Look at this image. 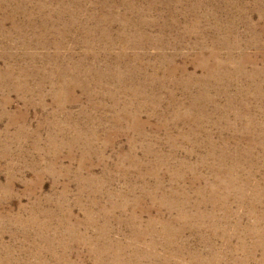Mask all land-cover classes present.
<instances>
[{
	"label": "rangeland",
	"instance_id": "obj_1",
	"mask_svg": "<svg viewBox=\"0 0 264 264\" xmlns=\"http://www.w3.org/2000/svg\"><path fill=\"white\" fill-rule=\"evenodd\" d=\"M0 264H264V0H0Z\"/></svg>",
	"mask_w": 264,
	"mask_h": 264
}]
</instances>
